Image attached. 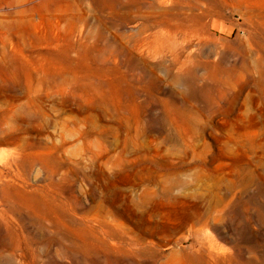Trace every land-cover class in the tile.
I'll return each mask as SVG.
<instances>
[{"label":"rangeland","instance_id":"obj_1","mask_svg":"<svg viewBox=\"0 0 264 264\" xmlns=\"http://www.w3.org/2000/svg\"><path fill=\"white\" fill-rule=\"evenodd\" d=\"M0 264H264V0H0Z\"/></svg>","mask_w":264,"mask_h":264}]
</instances>
